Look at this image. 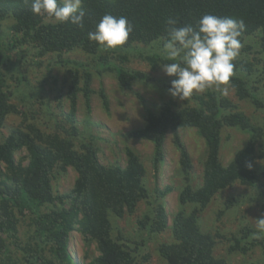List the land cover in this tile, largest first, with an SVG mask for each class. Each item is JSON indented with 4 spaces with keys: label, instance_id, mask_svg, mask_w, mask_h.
<instances>
[{
    "label": "trees",
    "instance_id": "obj_1",
    "mask_svg": "<svg viewBox=\"0 0 264 264\" xmlns=\"http://www.w3.org/2000/svg\"><path fill=\"white\" fill-rule=\"evenodd\" d=\"M82 8L85 17L81 27L33 14L31 0H0V29L8 19L13 22L7 48L3 46L5 51L0 48V128L8 116L21 114L11 102L16 92L22 93V103L26 102L25 97L38 98V86L27 94L30 82L19 69L25 56L52 55L53 60L47 62L49 72L60 66L68 71L69 111L65 120L70 124L69 128L59 124L56 132L45 135L36 123H29L0 140V264H76L70 255V246H75L73 233L80 235L88 248L92 244L96 246L98 255L90 258L88 264H150L143 256L139 260V249L144 242L131 243L123 234H117L118 227L113 222L136 215L139 206L148 203L143 219L138 220V228L156 236L168 228L165 206L150 200L145 185L146 169L133 148L126 147L123 166L100 162L99 149L81 139L77 104L82 95L87 113L90 112L93 80L107 73L114 75L123 91L150 82L151 77L132 70L128 62L139 58L149 62L153 69L163 68L168 62L162 45L168 38L169 18L176 19L177 26L193 27L205 14L242 19L245 28L239 37L240 50L246 60L233 61V76L228 86L241 102L249 101L257 110L264 108V97L255 86L264 85V0H82ZM106 13L124 16L133 25L128 40L115 49L88 38V33ZM16 37L19 41H13ZM76 52L84 59L69 58ZM15 76L16 89H7L9 77ZM102 91L100 98L106 109L107 100ZM194 99L196 107L177 108L170 99L155 110L147 108L144 126L132 130L128 137L145 140L153 146L156 170L163 162L169 132L179 152V171L184 181L178 196L180 210L171 224L173 242L158 246L162 264H227L225 259L214 255V240L201 231L199 215L217 195L237 185L250 188L251 193L244 195L246 202L264 209V166L257 167L258 160L264 161V146H261L264 125L253 124L237 104L219 93L209 92L206 97ZM225 128L247 135L245 144L226 165L220 157ZM184 129H195L207 151L202 183L198 186L190 179L193 165L180 138ZM24 150L28 164L22 167L15 155ZM68 168L76 173L73 187L68 193L55 195L53 180ZM171 191L167 188L161 196ZM226 206L225 210H229L232 204ZM189 207L192 209L187 211ZM25 220L28 229L22 243L18 235ZM232 244L230 252L245 253L250 246L258 247L264 259V232L258 229H243ZM11 246L15 247L14 251ZM88 259L86 253L84 261Z\"/></svg>",
    "mask_w": 264,
    "mask_h": 264
},
{
    "label": "rangeland",
    "instance_id": "obj_2",
    "mask_svg": "<svg viewBox=\"0 0 264 264\" xmlns=\"http://www.w3.org/2000/svg\"><path fill=\"white\" fill-rule=\"evenodd\" d=\"M13 25L12 19L0 29V48L5 51V45L10 41L12 33L10 27ZM14 38L13 41H17ZM19 41V40H18ZM249 41L255 42V39ZM5 47V49L3 48ZM239 50L236 57L238 61L246 60L243 53ZM20 52V51H19ZM241 54V55H240ZM251 58V53L249 54ZM54 56L31 57L25 56L20 64V71L24 73L28 79L29 90L38 86V98L26 99L22 103V93L16 92L12 97V103L21 111V114L10 115L0 128V140L7 137L14 129H23L29 123H36L37 128L45 135L56 132L57 126L62 124L69 128L70 124L66 122L65 115L69 111V99L67 97V81L69 73L60 66L47 69V62L52 61ZM69 58L83 60V55L76 52L70 54ZM129 68L139 71L149 77L151 81L147 84H135L130 90L123 91L117 84L116 78L112 74H104L101 78L95 77L92 83L94 94L90 98V112L85 106L84 98L79 95L80 101L77 104V122L80 131H82V140L85 143H92L99 151L100 162L104 165L119 164L123 166L126 147L133 148L140 156L145 169V185L151 196V201L162 203L165 206L168 215V228L161 234L150 236L147 232H140L138 228V220L143 219L144 214L148 210V203H142L138 212L134 216H125L122 219L114 220L118 229L116 233L123 234L127 240H142L144 246L139 249V260L143 256V260L149 259L150 264H162L163 260L158 255V246L161 243L173 242L171 224L173 217L180 210L178 196L183 186V179L179 171V152L174 143V136L169 132L164 143V159L159 164L158 169L153 168V146L145 140H134L128 137V134L145 124L146 109L155 110L162 103L172 99L177 108L185 106L196 107V99L194 97H206L209 92L219 93L233 103L239 106L255 125H264V108L257 110L251 102L240 101L233 89L228 87L227 94H222L216 90V87H209L203 92H194L190 97L181 100L178 97H172L169 94L171 81L174 77H169L163 71V68L153 69L149 62L144 59H131L128 62ZM15 78L8 79L7 89L15 90ZM47 82H55L51 86ZM255 86L264 97V85L257 83ZM223 87V86H221ZM104 89L102 91V89ZM103 92L107 100V108L105 109L100 98V92ZM43 102L44 105H41ZM180 138L187 149L193 165L190 173L191 182L198 186L202 183L205 159L207 156L206 147L203 139L198 135L195 129H184L180 131ZM247 135L240 133L235 129L225 128L221 135L220 157L223 164H227L234 156L235 152L240 149L246 142ZM79 144V141H77ZM263 148L264 141L261 142ZM260 148V149H262ZM17 164L25 167L28 164V156L26 151L19 152L15 155ZM124 159V160H123ZM264 166V161L258 160L257 167ZM76 178L73 169L68 168L66 173L56 175L53 180V190L55 195L68 193ZM167 188L172 191L161 196ZM251 193L250 188H243L240 185L232 189L224 191L217 195L211 204L200 213L199 223L203 233L210 235L214 240V255L218 259H225L227 264H264L261 251L258 247L248 248L245 253L241 250L230 252L234 238L240 237V232L248 227L257 229V221L264 217V209L255 207L254 204L246 202L244 195ZM230 202L232 207L225 210L226 205ZM155 204L152 202V205ZM153 208V206H152ZM192 208H187V211ZM224 211L222 216L221 212ZM26 220L20 226L18 235L19 241L22 243L26 239ZM120 231V232H118ZM115 235V234H114ZM72 241L75 246H70V255L76 264H88L90 258L98 255L96 246L92 244L89 248L86 246L82 237L77 233L72 234ZM140 242V241H139ZM250 242V241H249ZM243 248V243L241 244ZM15 248V247H14ZM14 248L11 251H14ZM88 255V261H84V255ZM20 255V253L18 254Z\"/></svg>",
    "mask_w": 264,
    "mask_h": 264
},
{
    "label": "clouds",
    "instance_id": "obj_3",
    "mask_svg": "<svg viewBox=\"0 0 264 264\" xmlns=\"http://www.w3.org/2000/svg\"><path fill=\"white\" fill-rule=\"evenodd\" d=\"M31 11L58 23L71 22L81 27L85 17L82 0H63L62 3L60 0H31ZM167 25L168 38L162 48L168 62L162 67L167 76L175 77L169 94L184 100L194 92L215 86L226 95L233 76V61L241 48L239 37L245 28L244 21L205 14L195 27L177 26L178 21L172 18L167 20ZM132 31L133 25L126 17L106 13L88 33V38L115 49L125 44ZM256 221L258 231L264 232V218Z\"/></svg>",
    "mask_w": 264,
    "mask_h": 264
}]
</instances>
